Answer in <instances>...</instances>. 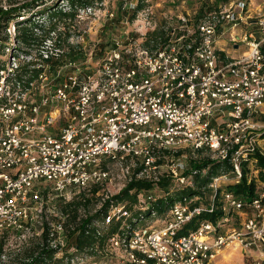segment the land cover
Masks as SVG:
<instances>
[{"label": "built area", "instance_id": "built-area-1", "mask_svg": "<svg viewBox=\"0 0 264 264\" xmlns=\"http://www.w3.org/2000/svg\"><path fill=\"white\" fill-rule=\"evenodd\" d=\"M153 1L155 6L163 2ZM149 3L137 0L123 10L125 27L130 14L139 15V36L122 32L92 70L88 61L61 64L64 52L50 32L36 54L16 45L8 48L5 62H0V237L35 234L36 223L42 233L46 223L55 257H71L77 248L68 246L64 223L48 221L46 209L52 217L53 200L69 202L72 189L103 185L109 180L106 166L113 161H138V174L143 175L157 170L164 152L206 149L211 160L230 168L208 184L213 193L209 203L204 206L198 196L172 201L169 221L160 228L143 226L144 219L135 220L126 204H110L102 223L95 224L96 237L111 223L121 224L119 232L106 238V248L119 252L120 264H211L231 244L244 254L260 250L255 264H264V191L250 201L225 191L217 196L227 175L237 184L244 169L248 181L257 173L255 155L264 135L257 121L264 114V19L248 23L252 1L247 8L231 3L205 17L194 33L177 37L170 29L155 43L149 39L156 31ZM10 4L0 0V10ZM23 18L14 21L21 26ZM241 23L254 24L258 31L242 29ZM9 25L4 36H13L14 43L16 25ZM225 34L232 50L238 44L246 50L231 57L218 49ZM184 166L172 159L165 177L182 188H194L197 170L185 175ZM155 180L156 187L159 178ZM154 190L138 194L133 209L146 212L164 198L154 196ZM218 209L222 216L216 223L199 219ZM233 212L240 227L222 233ZM194 219L197 227L184 232Z\"/></svg>", "mask_w": 264, "mask_h": 264}, {"label": "rangeland", "instance_id": "rangeland-1", "mask_svg": "<svg viewBox=\"0 0 264 264\" xmlns=\"http://www.w3.org/2000/svg\"><path fill=\"white\" fill-rule=\"evenodd\" d=\"M9 3V1H16L21 3L26 0H1ZM22 1V2H21ZM93 1V6L89 7L90 10H83L79 9L76 13L74 19L65 18V20H61L59 18H49L46 10L52 6H59V9H62L64 12L69 10V3L66 0H38L40 7L36 8V12L40 13V16H36L34 19L35 21L31 22V24L26 25H18L14 19H9V26L16 25V32L15 37H21L23 34V29L27 28L32 30L35 41L32 43L31 46H25L18 43L21 40L15 39L13 43V36L9 35V40L5 35V27L0 28V39L3 42H0V62L4 63L6 58L5 55L8 51V48L12 46L11 49H14V45L19 48L18 50L24 49V53L29 54H36L35 51L39 49V45L42 41H44L48 36L45 34V31L52 25L55 26V30H52L49 35L53 37H57L60 46V49L64 52L61 57V64H66L69 61H76L78 63L83 64L84 62L88 61L90 65V70H92L100 60V57L103 53V50L109 47L112 40L116 39L117 37L122 36V32L127 31L128 34L132 38H137L139 33L136 31L138 28V17L129 15V25L125 27L121 23V19H117V15L123 12V10L130 5L136 4L137 0H90ZM250 1H252V5L250 6V10L252 11V19L250 21L256 19H264V0H229L227 3H220L219 6L221 8H228L231 3H233V7L236 5L244 6L247 8ZM162 4L159 6H155V1L150 0L149 6H152L153 10V20L156 25V32H159L161 36L164 38L168 33L167 31L170 29H174L177 37L185 35L187 33H194L196 26L209 14L213 12H217L219 10V6L214 9V0H163ZM165 5V6H164ZM260 6L261 10L256 11L255 8ZM207 7H212L211 11L207 10ZM144 9V8H143ZM203 9V17L199 20L197 17L200 15V10ZM254 12V13H253ZM256 12V13H255ZM132 13V12H131ZM112 15V17H110ZM22 16V14H19ZM30 14L24 16L23 19L28 18ZM123 16V15H122ZM121 16V17H122ZM133 18V20H132ZM180 18L186 19L185 23H181ZM33 19V20H34ZM140 20V19H139ZM142 20V18H141ZM24 21V20H23ZM20 21V23H23ZM37 25H41V27H37ZM36 27V28H35ZM240 28L248 29L249 31L257 32V26L250 25L248 26L245 23L240 24ZM4 29V30H3ZM11 29V28H10ZM43 30V32H42ZM221 31V28L218 29ZM218 32V33H219ZM7 35V33H6ZM176 36H173L172 41L175 39ZM226 41V50L232 52L231 44L228 41V35L225 34L219 38V40L224 39ZM8 40V41H7ZM18 40V42H17ZM218 40V42H219ZM9 49V50H11ZM93 52L92 59L89 58V54ZM217 121V120H216ZM257 121L259 125L263 126V128H259L258 132L264 130V114L258 115ZM264 139V135H262L259 140ZM259 149L264 153V140L260 142ZM183 153L177 155L175 152H171V154H166L163 158H161V162L159 163L160 166L157 170L147 171L143 175L137 174V178H145L148 177L150 181L153 183L156 181L155 177L158 179L166 178L168 174L167 167L171 164L172 159H180L184 162V169L185 175H189V173L193 170L189 168V160H204L205 158L211 156V152L205 150H201L198 154L197 152L191 149H184L182 150ZM211 159V158H210ZM107 169L109 171V180L104 182L103 185L98 186L100 191L96 194L95 197H92L90 192L86 190L85 198H89V206L88 212L90 215H93L97 212L104 200H107L115 195H118L122 189L125 188V185L133 178L136 174L135 169L138 167V161L132 159H125L120 162H110L107 164ZM206 174V170L202 173V175ZM164 175V176H163ZM227 180H223L220 185L221 190L228 184H231V175H227ZM194 179V178H193ZM168 187L167 189H163L161 187L154 186V196L162 197L168 194L167 198L169 197H177V193L183 190L182 187L177 186L174 181L168 179ZM262 180V179H261ZM186 189V188H185ZM72 194H69V202H59L58 199L53 200L50 203L52 208L54 207V214L49 217V211L46 209V214L48 216V221L58 220L64 223L65 227V240L68 244L73 242L72 237L68 238L67 231L73 228V223H68L70 216L72 214V210L74 207L72 206L70 209H66L65 204L70 203L75 198H79L80 194L84 191H78L75 189L71 190ZM222 193V192H221ZM212 189L206 188L203 196L200 199V203L204 206L209 203L212 197ZM127 202L124 201L122 204H126ZM161 212L157 210V215L152 217L150 215H145L144 222L141 224L143 226H151L153 228H160L163 227L169 221V213L168 208L165 210L164 206H161ZM137 209L134 208L132 212V216L137 213ZM66 212V213H65ZM144 211H142L143 213ZM145 213V212H144ZM79 218L83 217L85 213L82 208L78 209ZM232 222L228 223L227 226L221 228V232L224 233L226 230L228 232L235 231V228L238 229L239 221L237 216L233 212ZM65 225H70L68 230H66ZM105 233L107 232L106 229ZM103 230V231H104ZM33 232V233H32ZM30 234H20V233H8L4 234L0 237V242L3 243V257H0V264H19L21 259L24 258V253H27L29 250H34L35 246L37 249V245L41 243L40 241V225L35 224V234L32 231ZM103 248H99V244H96L94 250H90L88 253H72V256L68 259H63V261H55L50 264H120L119 258L115 255V252H110L108 248H106V242L100 244ZM61 258L60 256H57ZM57 258V259H59ZM71 259V260H70ZM211 264H255V260L250 257L249 254H244L240 251V248L237 244H231L225 247L223 250L219 252V255L213 260Z\"/></svg>", "mask_w": 264, "mask_h": 264}, {"label": "trees", "instance_id": "trees-1", "mask_svg": "<svg viewBox=\"0 0 264 264\" xmlns=\"http://www.w3.org/2000/svg\"><path fill=\"white\" fill-rule=\"evenodd\" d=\"M69 3V10L63 11L62 9H59V6H52L46 10L49 18H59L61 20H65V18L74 19L76 16V13L79 9L85 8V7H92L93 1L90 0H66ZM229 0H214V9L219 6L220 3H227ZM22 2V1H21ZM17 3V4H16ZM42 4L38 2V0H26L24 2L18 3L16 1H11L10 8L6 11L0 10V15L2 18V22H0V28L5 27L8 23L9 19H14L15 17H19V14H22V17L26 16L27 14L30 16L28 18L23 19V24H31V22L35 21L36 16H40L39 12H36V8L40 7ZM212 7H207L208 11H211ZM200 15L197 17L199 20L203 17V9L200 10ZM122 16V13L120 15H117V19L119 20ZM34 19V20H33ZM37 27H41L40 25ZM36 28V27H35ZM42 28V27H41ZM52 30H55V26L52 25L48 28L47 31H45V34L47 35ZM43 32V30H42ZM32 30H29L27 28L23 29V34L21 37H17L18 40H21V43H23L25 46H31L32 43L35 41ZM158 38L163 39L161 34L159 32H153L149 36L150 40H153L155 43H157ZM0 42L2 43L3 40L0 39ZM148 45V44H147ZM153 48V47H152ZM198 154L201 151H196ZM183 151L179 150L176 151V154H182ZM166 154H170L168 152H164L160 155V158L156 161V164H159L161 162V158H163ZM256 167L260 169V172L264 171V154L261 152H257L255 155ZM189 168L193 170H197V174L194 175V188H183V190L179 193H177V197H169L167 198L168 194L164 195V198H159L154 205H151V208H149L145 213L141 212L140 210L137 211L136 214L133 215V218L135 220H138L140 218H145V215H150V213L157 210L161 212V206L165 207V210L172 204V201L181 199V198H189L193 196L202 197L206 188L209 186L208 184L211 182V180L215 177H218L222 175L223 173L229 172L230 168L228 167V164L225 162H216L214 160H211L209 157L205 158L204 160H189ZM206 170V174L202 175V173ZM136 175L131 178V180L125 185V188L121 190V192L118 195H115L107 200H104V203L100 207V209L95 212L93 215H90L88 210V204L90 202L89 198H85V192L86 190L80 194L79 198H75L70 203L65 204L66 209H70L72 206L74 209L72 210V214L70 216V219L68 220V223H73V228L70 229V231H67L68 238L72 237L71 242L68 244V246L71 248V246L77 248V253H88L90 250H93L96 246V244H99V248H103L100 244H103L106 242V238L114 234L116 232L120 231V223L119 222H113L111 223L108 228L106 229L107 232L101 231V236L96 237V223H102V220L104 219V216L106 215L110 204L112 205H119L122 202L126 201V207L128 210L132 211L133 207L136 205L138 194L150 191L154 188L153 182L146 178H140L138 179L136 176L139 172H141V167L138 166L137 169H135ZM246 169H244V174L242 178L240 179V182L237 184H228L226 185L222 190H218L217 196L220 195L221 192H229L232 193L235 197L241 198L246 201H250L256 197V184L252 181H248L246 177ZM169 178H161L156 182V185L158 187H161L163 189H167L168 187V180ZM88 192H90L92 197H95L96 194L100 191V188L96 185H92L87 189ZM82 208V210L87 215L84 214L83 217L79 218L78 209ZM154 208V209H153ZM66 213V212H65ZM222 216L221 210L215 211L213 214L210 215H203L199 217L200 220H209L213 223H216ZM198 225V220L194 219L190 224L186 226L184 229V232L189 231L190 229H195ZM66 230H68V227L70 225H65ZM48 225L44 223L43 231L40 235V241L37 245V249L35 246V249L29 250L27 253H24V258L21 259L19 264H50L55 261H63V259L67 258L68 255L64 254V258L57 259L55 257L56 250H52L49 247L48 244ZM3 243L0 242V257H3ZM69 258V257H68Z\"/></svg>", "mask_w": 264, "mask_h": 264}, {"label": "crops", "instance_id": "crops-1", "mask_svg": "<svg viewBox=\"0 0 264 264\" xmlns=\"http://www.w3.org/2000/svg\"><path fill=\"white\" fill-rule=\"evenodd\" d=\"M225 47H226L225 38L219 40V42L217 43V48L218 49L225 50L228 53H231V57H237L238 55H240L241 53H243L246 50L244 44H238L237 49L234 48L232 52H230L229 50H226L227 48H225ZM233 47L234 46L231 45V48H233ZM263 140L264 139L259 140V144ZM255 169H257L256 170L257 173H254L253 182H254V184H256V196H257L258 194H260V193H262L264 191V171L263 172H260V169H258V167L257 168L255 167ZM247 214L250 215L251 214V211L250 210H247ZM245 253L246 254H249L250 257L253 258V260H256L262 254V252L260 250L258 251V250H255V249L246 251Z\"/></svg>", "mask_w": 264, "mask_h": 264}]
</instances>
